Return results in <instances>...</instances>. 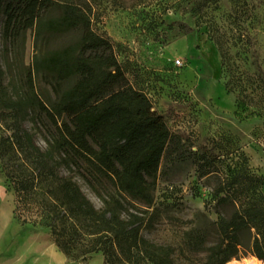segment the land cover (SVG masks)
Instances as JSON below:
<instances>
[{"label": "trees", "instance_id": "16d2710c", "mask_svg": "<svg viewBox=\"0 0 264 264\" xmlns=\"http://www.w3.org/2000/svg\"><path fill=\"white\" fill-rule=\"evenodd\" d=\"M219 1L205 0L194 11L199 15ZM0 23L5 49H23L29 32L37 47L25 89L15 98L4 87L0 67V169L21 205L13 210L15 219L47 229L67 260L101 253L103 264H176L172 247L149 244L138 217L122 218L103 197L113 187L151 208L161 162L174 153L213 186L217 214L206 228L185 234V258L205 252L203 264L247 256L264 262V179L238 146L227 148L230 139L182 151V141L150 99L129 84L111 41L94 31L87 0H0ZM208 38L236 109L246 118L264 119V72L239 66L216 28L208 29ZM26 117L50 130L47 150L26 130ZM60 166L82 176L107 208L96 209Z\"/></svg>", "mask_w": 264, "mask_h": 264}, {"label": "rangeland", "instance_id": "374dc122", "mask_svg": "<svg viewBox=\"0 0 264 264\" xmlns=\"http://www.w3.org/2000/svg\"><path fill=\"white\" fill-rule=\"evenodd\" d=\"M87 2L94 31L111 41L113 54L129 84L150 99L152 110L164 118L170 133L182 141V151L196 152L203 146L209 147L214 139H230L227 148L238 146L248 157L250 169L264 179V119L246 118L245 113L236 109L235 97L223 87L219 53L208 38V29L216 28L239 66L250 73L264 72V0H220L209 3L199 15L194 10L205 0ZM180 24L188 25L191 33L184 34ZM33 35L27 34L23 49H5L0 23V67L4 87L13 98L23 93L26 71L34 62L37 47ZM24 125L35 143L47 150L48 127L31 117H26ZM60 171L74 181L96 209L107 208L82 176L63 166ZM209 183L207 178L198 177L190 160L178 162L172 153L159 167L151 208L140 207L113 187L103 191V197L122 218L138 217L140 233L149 244L172 247L176 264H203L205 252L187 259L182 241L187 232L206 228L217 219L215 201L211 199L213 186ZM261 192L264 197V185ZM16 206L21 207L16 193L5 182L0 169V253L6 250V256L24 241L28 230L48 233L29 222L22 225L13 217ZM26 215L24 212L22 216ZM53 247L52 263L48 257L36 264L104 262L101 253L78 261L64 256L59 260L60 251Z\"/></svg>", "mask_w": 264, "mask_h": 264}, {"label": "crops", "instance_id": "0c3cea01", "mask_svg": "<svg viewBox=\"0 0 264 264\" xmlns=\"http://www.w3.org/2000/svg\"><path fill=\"white\" fill-rule=\"evenodd\" d=\"M28 233L24 241L16 246L8 256L4 254L6 250L0 253V264H32V261L36 264L37 260H47L48 257L52 263L54 244L50 234L30 230ZM57 256L59 260L63 258L60 252Z\"/></svg>", "mask_w": 264, "mask_h": 264}, {"label": "bare ground", "instance_id": "6f19581e", "mask_svg": "<svg viewBox=\"0 0 264 264\" xmlns=\"http://www.w3.org/2000/svg\"><path fill=\"white\" fill-rule=\"evenodd\" d=\"M227 264H264V262L257 260L255 257L249 256V257H245L241 261L231 260Z\"/></svg>", "mask_w": 264, "mask_h": 264}]
</instances>
